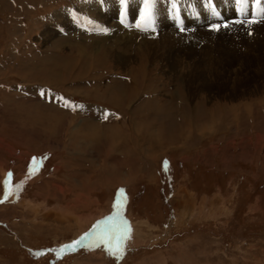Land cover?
I'll use <instances>...</instances> for the list:
<instances>
[{"label":"rangeland","instance_id":"rangeland-1","mask_svg":"<svg viewBox=\"0 0 264 264\" xmlns=\"http://www.w3.org/2000/svg\"><path fill=\"white\" fill-rule=\"evenodd\" d=\"M89 1L0 0V264H264V25L169 41L159 0L158 37Z\"/></svg>","mask_w":264,"mask_h":264},{"label":"bare ground","instance_id":"bare-ground-1","mask_svg":"<svg viewBox=\"0 0 264 264\" xmlns=\"http://www.w3.org/2000/svg\"><path fill=\"white\" fill-rule=\"evenodd\" d=\"M158 0H152V4H154L155 2H157ZM166 1H168V2H170L171 3V5L172 6H174V4H175V6H178V5H180L182 8H183V6H182V4H184L185 6H190L189 8L191 9V10H193V9H199L198 10V15H197V19L195 20V21H189V23H190V28H199V29H197V30H203L204 32H206V34H207V38H210V39H215V37H216V33H214V32H208L207 30L208 29H204V28H200L201 26H203L204 25V23L205 22H214L213 21V18L212 17H210L209 16V11L208 10H205V7H208L207 6V0H183V2H182V0H181V2H182V4H178L177 2H176V0H166ZM166 1L164 2L165 3V5H166ZM177 1H179V0H177ZM231 1V3H233V0H230ZM159 2H161L160 0L155 4V6H154V8H156L157 7V9H156V13H157V17L158 18H160V19H163V20H165V21H168V22H171V23H173L171 20H170V18L167 16V12H168V10H166V8H168V7H166V8H160V7H158V4H159ZM219 2V6H220V8H222L224 5H227V7L225 8V9H223V12H226L227 10H230V11H232L233 9H232V5H231V7H229V5H228V0H219L218 1ZM128 3H130L131 5H133V6H135V7H140V2L138 1V0H131V1H129ZM191 5H193L192 7H191ZM117 6V4L116 3H114V2H111L110 3V7H111V9H105V8H101L100 7V4H99V2H98V0H90L88 3H86V5L84 6V9L85 10H88L89 12H90V14L92 13H96V12H98V11H101L102 12V16L100 17L101 19L105 16V14H109V15H112L113 17L116 15V13H115V10H116V7ZM129 6V5H128ZM90 7V8H89ZM261 7L263 8V10H264V0H262V3H261ZM142 8H145V7H142ZM103 9V10H102ZM122 9V8H121ZM169 9H170V7H169ZM155 11V10H154ZM62 14V13H61ZM70 14V13H69ZM69 14H66L65 13V16H67L68 17V19L70 20V19H72L73 18V16L74 15H69ZM94 17V16H93ZM97 19L96 18V23H98V22H101V21H103V20H101V19ZM140 16H136L134 19H132V20H134V22L136 23V22H140V23H142L145 27H151L152 26V22L151 21H149V20H146V22L144 23L143 21H141L140 19ZM228 18V17H227ZM232 18H234V17H232ZM93 19V18H92ZM228 19H230V18H228ZM127 20H128V17H127ZM126 19H125V21H127ZM131 22V21H130ZM162 22V21H161ZM200 22H203V23H200ZM216 22V21H215ZM72 23V22H71ZM264 23V22H263ZM101 24V23H100ZM206 24V23H205ZM73 25L74 26H76L77 25V23H76V20L74 21V23H73ZM72 25V26H73ZM264 24H262V22L260 23V24H256L255 26H254V28H258L259 26H263ZM164 26V25H163ZM163 26L161 25V26H158L159 27V29H160V33L161 34H164V31L165 30H163ZM198 26V27H197ZM253 26V25H252ZM210 27V26H209ZM244 28V25H242V24H238L237 26H234V27H232V28H230L229 30H233V33L232 34H230V36L232 35V36H237L239 33H242V31L244 30L243 29ZM112 30V29H111ZM229 30H226V33H227V31H229ZM109 31V30H108ZM203 31H202V33L201 34H199L198 35V38L200 39L199 41H202L203 39H204V35H203ZM110 32V31H109ZM166 32L168 33V32H171V33H165V34H167V37L166 38H168L169 39V41H174V40H176L177 39V37H176V33H177V31H176V29H175V25L173 24V30H166ZM176 32V33H175ZM136 34V32H134L133 33V35H135ZM191 34H193V33H190L189 35H191ZM188 35V36H189ZM173 38H171V37ZM177 36H178V34H177ZM165 38V37H164ZM182 42H180L179 43V45L180 46H185L187 43H190V42H193V41H191L190 40V38L188 39V40H186L185 39V36H183L182 35ZM181 38L179 37V39L181 40ZM112 39V38H111ZM114 41V40H113ZM118 41V40H117ZM167 42V41H166ZM175 44V43H174ZM194 44H196L197 45V47L198 48H200V46H199V43L198 42H195ZM163 45L164 46H166V44H165V42H163ZM168 45V44H167ZM176 45V44H175ZM193 45V44H192ZM201 45V44H200ZM169 46V45H168ZM153 47V46H152ZM93 48V47H92ZM180 48H182V47H180ZM198 48H196L197 50H198ZM183 49V48H182ZM120 59V58H119ZM121 60V59H120ZM61 65H63V64H61ZM61 67V66H60ZM66 69L67 71H69V70H71V69H73L74 67H73V62L72 61H69V62H67V63H64V66L62 67V69ZM77 69V68H76ZM131 89V88H130ZM124 91V90H123ZM121 92V91H120ZM120 94V96L118 97V96H116L115 98H113L114 100L115 99H118V101H124L125 100V98H126V94L124 95V93H119ZM128 96V95H127ZM114 97V96H113ZM161 111V110H160ZM160 113V112H159ZM183 136H184V134H181V136L180 137H182L183 138ZM65 217V216H64ZM80 221L81 222H87L88 221V218H80ZM91 222V221H90ZM93 222V221H92ZM91 222V223H92ZM87 224V223H86ZM83 226V225H82Z\"/></svg>","mask_w":264,"mask_h":264},{"label":"snow or ice","instance_id":"snow-or-ice-1","mask_svg":"<svg viewBox=\"0 0 264 264\" xmlns=\"http://www.w3.org/2000/svg\"><path fill=\"white\" fill-rule=\"evenodd\" d=\"M245 2V0H241V3L243 4ZM260 0H257V3H259ZM151 3H152V0H144V4H145V9H146V12H145V17L146 19H148L150 21V6H151ZM254 22V21H253ZM137 27H140V25H137ZM145 30H147L145 28ZM11 174H9L10 176ZM5 184L7 186V180L5 181ZM112 219V218H110ZM106 238L108 239H118V232L115 230V228H106L104 230H102L101 232V235H100V242H105ZM75 244H80L81 241L78 240V241H75L74 242ZM116 248H117V251L119 250V247H118V244L116 245Z\"/></svg>","mask_w":264,"mask_h":264}]
</instances>
